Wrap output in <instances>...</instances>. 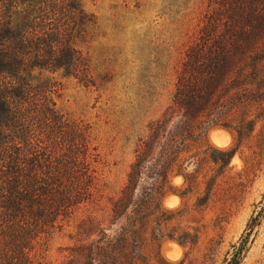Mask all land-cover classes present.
Wrapping results in <instances>:
<instances>
[{
    "label": "rangeland",
    "instance_id": "1",
    "mask_svg": "<svg viewBox=\"0 0 264 264\" xmlns=\"http://www.w3.org/2000/svg\"><path fill=\"white\" fill-rule=\"evenodd\" d=\"M82 6L97 22L82 45L97 85L62 72L45 78L57 85V110L92 127L103 158L101 193L32 258L64 264L74 249L107 235L122 246L112 264H226L241 247L239 264H264V19L255 62L213 96L211 112L198 114L174 97L209 0Z\"/></svg>",
    "mask_w": 264,
    "mask_h": 264
},
{
    "label": "trees",
    "instance_id": "2",
    "mask_svg": "<svg viewBox=\"0 0 264 264\" xmlns=\"http://www.w3.org/2000/svg\"><path fill=\"white\" fill-rule=\"evenodd\" d=\"M209 7L174 97L186 113L211 112L213 96L256 60L264 0H209ZM96 25L82 0H0V264H44L32 258L40 242L99 201L103 158L92 127L57 110V85L45 78L62 72L97 85L82 47ZM117 241L105 235L81 245L64 264H112L122 248ZM241 255L242 247L224 263L239 264Z\"/></svg>",
    "mask_w": 264,
    "mask_h": 264
},
{
    "label": "bare ground",
    "instance_id": "3",
    "mask_svg": "<svg viewBox=\"0 0 264 264\" xmlns=\"http://www.w3.org/2000/svg\"><path fill=\"white\" fill-rule=\"evenodd\" d=\"M224 134H225V133H224ZM217 135H219V134H217ZM219 136H220V135H219ZM219 136H218V137H219ZM220 137H221V136H220ZM220 137H219V138H220ZM227 137H228V136H227ZM219 138L216 139V141H217L218 143L222 142V140L219 139ZM221 138H222V137H221ZM222 146H223V144H222ZM167 247H168V246H167ZM170 248H171V247H170ZM170 248H169V249H170ZM167 249H168V248H167ZM171 249H172V248H171ZM167 252H168V251H167ZM167 252H166V253H167ZM169 252H170V251H169ZM170 254H171V253H170Z\"/></svg>",
    "mask_w": 264,
    "mask_h": 264
}]
</instances>
